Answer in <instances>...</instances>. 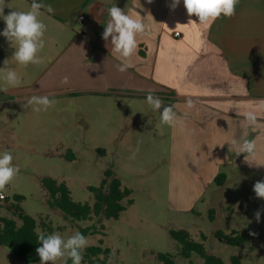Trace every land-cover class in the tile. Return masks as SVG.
<instances>
[{
  "label": "rangeland",
  "instance_id": "374dc122",
  "mask_svg": "<svg viewBox=\"0 0 264 264\" xmlns=\"http://www.w3.org/2000/svg\"><path fill=\"white\" fill-rule=\"evenodd\" d=\"M6 2L10 8L4 9L5 15L15 10ZM3 21L0 18V23ZM48 49V54L57 52L51 45ZM0 51L4 52L0 53V68L8 59L9 67L21 77L19 86L0 92V154L10 151L13 165L19 168L0 192L6 197L0 201V217L20 226L14 212L18 207L37 222L38 233H59L65 240L90 228L85 248L109 250L106 264H161L160 254L171 256L174 264H204L195 254L189 259L181 257L180 245L169 236V231L178 230L203 243L206 254L224 264H230L233 256L239 257L241 264H264V211L260 223L254 217L258 209H264V199L256 198L253 191L254 183L264 178L242 179L234 174L224 188L212 187L218 192L213 202L209 188H195L190 182L184 183L186 188H178L176 176L186 178L189 174L175 173L171 165L169 125L162 124L157 114L162 109L153 110L147 102L144 107L139 101L65 89L76 71L75 60L59 61L48 69L38 53L39 64L19 65L12 57L15 48L4 36H0ZM3 75L0 71V87L5 86ZM33 95L49 96L55 103L40 111L35 110L37 105L24 106L26 98ZM107 170L130 191L131 205L117 220L93 217L76 222L49 207L40 183L43 178L64 183L74 202L92 206L94 195L89 188H98ZM203 189V199L194 203L191 197ZM16 196L22 199L17 201ZM182 196L185 202L180 203ZM216 231L244 233L248 240L240 247L228 246L214 237ZM66 260L62 257L54 264ZM0 264L25 263L0 246Z\"/></svg>",
  "mask_w": 264,
  "mask_h": 264
},
{
  "label": "crops",
  "instance_id": "0c3cea01",
  "mask_svg": "<svg viewBox=\"0 0 264 264\" xmlns=\"http://www.w3.org/2000/svg\"><path fill=\"white\" fill-rule=\"evenodd\" d=\"M7 1L20 11L30 10L32 3ZM37 2L55 10L41 9L38 17L47 26L45 47L39 53L48 69L59 61L76 63L65 89L139 101L144 107L151 92L165 106L173 107L178 120L169 126L171 165L175 173L189 174L176 176L178 188H186L184 183L190 182L195 188L211 190L219 174L225 176L223 185L217 186L220 189L234 174L242 179L264 178V166H249L245 154L237 156L230 143L233 137L255 140L257 161L264 163V111H257V123L249 127L243 125V115H237L257 110L256 102L264 100V0H241L233 17L222 15L208 28L188 24L189 20L199 21L195 15L189 17L183 0L175 10L170 8L172 0H153L151 4L147 0ZM113 5L134 17L139 13L146 24V32L137 37L133 66L124 72L118 71L120 61L110 51L111 38L108 47L102 39L109 20L107 9ZM5 27L4 21L0 23V33ZM50 45L57 50L54 55L46 53ZM188 98L194 101L191 108ZM157 114L161 116V112ZM204 189L191 197L194 203L203 199ZM211 191L213 202L218 192ZM179 202H185V196Z\"/></svg>",
  "mask_w": 264,
  "mask_h": 264
},
{
  "label": "clouds",
  "instance_id": "9594fccd",
  "mask_svg": "<svg viewBox=\"0 0 264 264\" xmlns=\"http://www.w3.org/2000/svg\"><path fill=\"white\" fill-rule=\"evenodd\" d=\"M153 0H147L151 4ZM181 0H172L170 8L175 10L179 6ZM241 0H183L184 7L189 17L195 15L198 17L199 23L189 20L188 24L202 25L205 28L211 26L222 15L231 18L236 13V7ZM10 8L6 0H0V18L6 24L3 32L0 35L15 48L13 53L14 60L23 66L29 64H39L41 62L38 53L45 47L43 39L47 26L38 17L40 10L46 9L48 13H54V8L51 5H45L43 2L32 0L30 10L20 11L13 10L9 14H4L5 8ZM109 20L104 26L102 39L108 47L109 38L111 44V53L120 61L117 65L118 71L124 72L132 67V57L136 55L138 49L137 37L146 32V24L137 13L134 17L131 14L125 13L120 7L113 5L107 9ZM3 71L4 87H0V92L7 93L8 86L17 87L21 84V77L17 72L9 67L8 59L4 60ZM67 82V77L64 78ZM27 103L24 106L37 105L36 111L41 109L47 110L55 103L54 99L49 96L33 95L26 98ZM146 102L153 110H161V123L169 126H174L177 123L178 117L172 106H165L162 98L154 96L151 92L146 96ZM189 108L194 106V101L191 98L186 100ZM257 110L249 109L242 113L237 112V115H243V125L245 127L254 126L257 123V111H264V100L256 102ZM230 143L236 149L237 156L245 154V162L249 166H264V163L257 161V144L255 140L231 138ZM13 155L10 151H4L0 154V192H3L7 185L15 178L19 172V168L13 165ZM253 191L256 198L264 199V180H258L253 185ZM3 197L0 196V199ZM264 209H258L254 213L255 221L260 223L261 212ZM249 235L256 236L257 233L250 232ZM37 242L41 246L35 249L40 264H54L55 261L62 257L70 258L72 264H82L83 250L87 246V238L80 232H76L66 240L59 233L45 235L44 233L37 234Z\"/></svg>",
  "mask_w": 264,
  "mask_h": 264
},
{
  "label": "trees",
  "instance_id": "16d2710c",
  "mask_svg": "<svg viewBox=\"0 0 264 264\" xmlns=\"http://www.w3.org/2000/svg\"><path fill=\"white\" fill-rule=\"evenodd\" d=\"M214 181L217 186H221L225 181V176L219 174ZM40 183L47 194L49 207L59 211L65 218L76 222L91 220L93 217L117 220L126 207L131 205L130 191L122 188L120 181L110 170L105 172L104 179L98 188H89V191L94 195L92 206L74 202L64 183H58L50 178H43ZM21 199L19 196L15 197L17 201ZM14 212L21 225L18 226L14 220L0 217V246L7 247L23 263L36 264L39 262V257L35 249L41 246L37 242L38 224L20 208H15ZM210 214L209 219L212 221ZM89 231L90 228H86L80 233L86 236ZM169 236L180 245L182 258L189 259L192 254H195L204 261V264H224L219 258L206 254L203 243L194 242L188 232L184 230L169 231ZM214 237L232 247H240L248 240L246 234L237 232L225 235L221 231H216ZM201 240H205L202 235ZM82 254V263L106 264L109 250L92 246L85 248ZM100 256H104V260H100ZM157 257L161 264H174L168 254H160ZM229 262L230 264H241L240 258L237 256L231 257ZM65 264H72L71 259L67 258Z\"/></svg>",
  "mask_w": 264,
  "mask_h": 264
},
{
  "label": "built area",
  "instance_id": "2783aa9c",
  "mask_svg": "<svg viewBox=\"0 0 264 264\" xmlns=\"http://www.w3.org/2000/svg\"><path fill=\"white\" fill-rule=\"evenodd\" d=\"M79 20H84V16H79L78 17ZM179 34L178 33H175V36H178ZM0 196H2L3 198L0 199V201H5L6 197L3 195V194H0Z\"/></svg>",
  "mask_w": 264,
  "mask_h": 264
}]
</instances>
